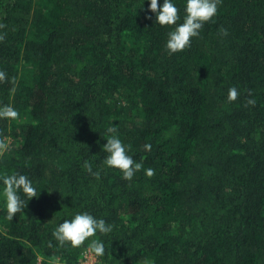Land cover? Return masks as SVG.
<instances>
[{"label":"trees","instance_id":"trees-1","mask_svg":"<svg viewBox=\"0 0 264 264\" xmlns=\"http://www.w3.org/2000/svg\"><path fill=\"white\" fill-rule=\"evenodd\" d=\"M147 3L0 0V103L19 112L0 119V174H29L38 195L11 221L0 195V264H81L88 242L52 230L84 210L113 225L94 237L102 264H264V0H220L171 55L174 26ZM110 135L142 165L131 180L103 164Z\"/></svg>","mask_w":264,"mask_h":264},{"label":"clouds","instance_id":"clouds-1","mask_svg":"<svg viewBox=\"0 0 264 264\" xmlns=\"http://www.w3.org/2000/svg\"><path fill=\"white\" fill-rule=\"evenodd\" d=\"M220 0H184L183 20L178 14L177 4L174 0H148L146 18L155 17V23L161 26H174L167 32L165 48L169 55L181 52L190 47L192 38L200 35L204 23L213 18L217 12ZM143 7V3L142 6ZM225 34H227L225 30ZM2 38V37H0ZM12 79L5 70L0 69V82ZM239 90L233 86L228 89L227 101L232 102L239 96ZM248 103H254L249 99ZM19 112L10 103H0V119L15 120ZM113 125L107 129L108 133H115ZM107 153L103 164L108 168L118 169L125 180H131L135 173L142 167L141 163L134 161L133 156L118 135H110L103 145ZM145 150H150L151 145L145 144ZM11 150L10 141L0 138V156L6 155ZM83 167L94 177L100 176V171H93V165L85 160ZM154 169H146V174L151 176ZM0 195L3 197L5 218L13 220L14 215L22 212L26 202L37 195V189L29 174L20 170L5 171L0 174ZM113 231V225L103 217L94 216L89 211H77L71 218L57 223L52 230L57 245L60 247L79 248L87 241V260L85 264H102L105 255V242L95 239L96 234H109Z\"/></svg>","mask_w":264,"mask_h":264},{"label":"built area","instance_id":"built-area-1","mask_svg":"<svg viewBox=\"0 0 264 264\" xmlns=\"http://www.w3.org/2000/svg\"><path fill=\"white\" fill-rule=\"evenodd\" d=\"M86 260H87V256H86V252H85L84 256H83V259L81 261V264H85Z\"/></svg>","mask_w":264,"mask_h":264}]
</instances>
